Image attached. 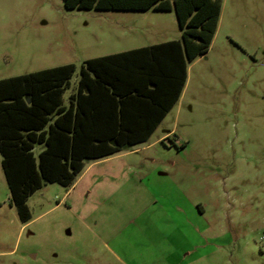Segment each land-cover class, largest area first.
Returning a JSON list of instances; mask_svg holds the SVG:
<instances>
[{"label": "rangeland", "instance_id": "obj_1", "mask_svg": "<svg viewBox=\"0 0 264 264\" xmlns=\"http://www.w3.org/2000/svg\"><path fill=\"white\" fill-rule=\"evenodd\" d=\"M179 36L174 12L0 0V80L74 64L67 98L86 60ZM28 207L24 224L0 154V264H264V0H223L209 52L148 142L71 190L44 184Z\"/></svg>", "mask_w": 264, "mask_h": 264}, {"label": "trees", "instance_id": "obj_2", "mask_svg": "<svg viewBox=\"0 0 264 264\" xmlns=\"http://www.w3.org/2000/svg\"><path fill=\"white\" fill-rule=\"evenodd\" d=\"M69 10L174 11L182 40L85 61L79 87L67 64L0 80V154L22 223L29 198L46 183L71 187L86 160L147 142L180 100L188 67L216 36L223 0H64ZM38 145L43 150L38 156ZM184 148V146H182Z\"/></svg>", "mask_w": 264, "mask_h": 264}, {"label": "crops", "instance_id": "obj_3", "mask_svg": "<svg viewBox=\"0 0 264 264\" xmlns=\"http://www.w3.org/2000/svg\"><path fill=\"white\" fill-rule=\"evenodd\" d=\"M222 11H223V8H222ZM171 12H174V11H171ZM165 13V12H164ZM167 13H170V12H167ZM175 13V12H174ZM176 14V13H175ZM177 16V15H176ZM221 16H222V14H221ZM177 20H178V18H177ZM179 24V23H178ZM219 27V26H218ZM180 28V27H179ZM218 34V30H217V33H216V35ZM182 35H183V32H182V30L180 29V36L178 37V38H166V40H163V41H161V42H156V43H151V44H148V45H144V46H137V47H134V48H129V49H126V50H121V51H118V52H112V53H109V54H105V55H102V56H97V57H95V58H99V57H105V56H110V55H114V54H119V53H123V52H127V51H131V50H135V49H140V48H144V47H148V46H153V45H158V44H162V43H166V42H170V41H178V40H182ZM214 40H215V38H214ZM91 59H93V58H91ZM89 60V59H88ZM87 61V60H86ZM65 65H67V64H65ZM61 66H63V65H61ZM190 66H191V64L189 65V67H188V77H189V69H190ZM56 67H59V66H56ZM53 68H55V67H53ZM48 69H51V68H48ZM43 70H45V69H43ZM39 71H41V70H39ZM35 72H37V71H35ZM31 73H33V72H31ZM29 74V73H28ZM20 76V75H19ZM13 77H15V76H13ZM10 78V77H9ZM5 79V78H4ZM187 81H188V79H187ZM187 84V83H186ZM186 87V86H185ZM184 91H185V88H184ZM184 91H183V93H182V96H181V98H180V100L178 101V103H180V101H181V99H182V97H183V94H184ZM66 93H67V91L65 92V94H64V105L66 106V107H69V105H70V97L73 95V94H75L76 92H72L71 94H69V96L66 98ZM177 105V104H176ZM169 114V113H168ZM166 118H167V116H166ZM165 118V119H166ZM165 119L162 121V123L158 126V128L159 127H161L162 126V124L164 123V121H165ZM158 128L155 130V132L158 130ZM154 132V133H155ZM153 133V134H154ZM153 136V135H152ZM151 136V137H152ZM150 137V138H151ZM150 140V139H149ZM148 140V141H149ZM147 141V142H148ZM146 143V142H145ZM143 144V143H142ZM138 145H140V144H138ZM136 146V145H135ZM130 147H133V146H130ZM126 148V147H125ZM125 148L123 149V150H125ZM122 150V151H123ZM121 151V152H122ZM120 152V153H121ZM35 154H36V152H35ZM40 154V153H39ZM38 154V155H39ZM119 154V153H118ZM118 154H116V155H118ZM116 155H114V156H111V157H108V158H105V159H101V160H86L85 161V167H84V170L82 171V173L78 176V178L76 179V181H75V183L70 187V190L79 182V180H81L84 176H85V174L90 170V168L94 165V164H96V163H98V162H100V161H103V160H107V159H111V158H113V157H115Z\"/></svg>", "mask_w": 264, "mask_h": 264}]
</instances>
